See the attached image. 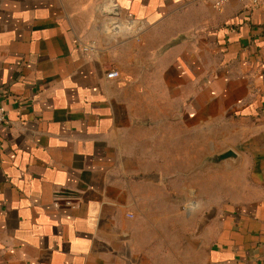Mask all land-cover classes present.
Wrapping results in <instances>:
<instances>
[{
	"label": "crops",
	"instance_id": "1",
	"mask_svg": "<svg viewBox=\"0 0 264 264\" xmlns=\"http://www.w3.org/2000/svg\"><path fill=\"white\" fill-rule=\"evenodd\" d=\"M0 105V264H264V0H0Z\"/></svg>",
	"mask_w": 264,
	"mask_h": 264
},
{
	"label": "rangeland",
	"instance_id": "2",
	"mask_svg": "<svg viewBox=\"0 0 264 264\" xmlns=\"http://www.w3.org/2000/svg\"><path fill=\"white\" fill-rule=\"evenodd\" d=\"M115 12L113 10H110V7L108 8V13H115ZM207 151H209V152L207 154H205V156L203 157L204 158V160H203V167H204L203 175L200 174V175H198V177H196V174H195L196 173V171H195L196 166L189 171V173L192 174L191 177L189 175V180H188V185H189V189H188L189 198L188 199H189V201L190 200H196V197H193V196H195L197 187L202 188L203 190L208 191L211 194V190L213 188L212 187L211 172H212V165L214 164L213 163L214 161L212 159V155H211L210 150H207ZM220 162H221V164H220V182H219V185H220V189L222 191L223 189L227 188V179H226L227 178V175H226L227 169L222 164L223 160H221ZM218 163L215 162V164H218ZM197 168H198V166H197ZM177 185H178V182H177ZM214 185H215V182H214ZM223 199H226V197L223 195V192H221V197H220L221 203H222ZM202 200H203V202L201 205L205 206L208 202H211V197L208 198L207 196H203Z\"/></svg>",
	"mask_w": 264,
	"mask_h": 264
},
{
	"label": "built area",
	"instance_id": "3",
	"mask_svg": "<svg viewBox=\"0 0 264 264\" xmlns=\"http://www.w3.org/2000/svg\"><path fill=\"white\" fill-rule=\"evenodd\" d=\"M213 1V5L215 8L217 9H221V7L223 6L224 2L226 0H212ZM251 4L257 5L260 0H250ZM118 76V72L116 70L110 69L106 72V77L107 78H116ZM6 111L3 108V106L0 105V123L6 122Z\"/></svg>",
	"mask_w": 264,
	"mask_h": 264
},
{
	"label": "water",
	"instance_id": "4",
	"mask_svg": "<svg viewBox=\"0 0 264 264\" xmlns=\"http://www.w3.org/2000/svg\"><path fill=\"white\" fill-rule=\"evenodd\" d=\"M235 157H236L235 153L232 152L231 150H229V151H225V152L215 156V160L219 161V160H224L226 158H235Z\"/></svg>",
	"mask_w": 264,
	"mask_h": 264
}]
</instances>
